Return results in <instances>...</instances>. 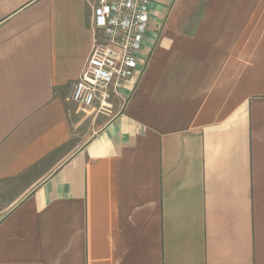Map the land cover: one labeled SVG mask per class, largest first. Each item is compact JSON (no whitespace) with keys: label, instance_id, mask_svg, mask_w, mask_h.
<instances>
[{"label":"crops","instance_id":"1","mask_svg":"<svg viewBox=\"0 0 264 264\" xmlns=\"http://www.w3.org/2000/svg\"><path fill=\"white\" fill-rule=\"evenodd\" d=\"M96 2L0 0V264H264V0H151L108 119Z\"/></svg>","mask_w":264,"mask_h":264},{"label":"built area","instance_id":"2","mask_svg":"<svg viewBox=\"0 0 264 264\" xmlns=\"http://www.w3.org/2000/svg\"><path fill=\"white\" fill-rule=\"evenodd\" d=\"M151 0H97L92 14L94 34L89 56L74 83L71 101L95 105L110 115L120 90L139 71L143 44L151 26ZM122 107L119 108V112Z\"/></svg>","mask_w":264,"mask_h":264},{"label":"rangeland","instance_id":"3","mask_svg":"<svg viewBox=\"0 0 264 264\" xmlns=\"http://www.w3.org/2000/svg\"><path fill=\"white\" fill-rule=\"evenodd\" d=\"M76 106V105H75ZM77 107V106H76ZM117 105L115 102H113V107H112V113L110 115H108L107 117H105L106 119H108L109 117L115 116L117 115L119 112V108H116ZM123 108V107H122ZM121 110V109H120ZM90 125L89 122L87 121V123H84L83 125H81L83 127V129L87 128V126ZM91 133V132H90ZM13 199V196H9V197H5L3 195L0 196V203H1V207L4 208L6 207L9 203H11Z\"/></svg>","mask_w":264,"mask_h":264}]
</instances>
